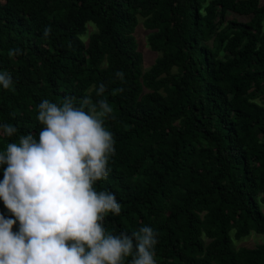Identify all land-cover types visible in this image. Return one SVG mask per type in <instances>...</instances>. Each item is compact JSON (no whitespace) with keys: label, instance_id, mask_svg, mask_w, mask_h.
<instances>
[{"label":"trees","instance_id":"1","mask_svg":"<svg viewBox=\"0 0 264 264\" xmlns=\"http://www.w3.org/2000/svg\"><path fill=\"white\" fill-rule=\"evenodd\" d=\"M140 20L160 54L147 71ZM263 21L259 0H0V73L13 81L0 86V124L18 129L0 134V152L38 140L41 101L105 99L115 155L94 187L121 204L105 230L152 227L156 264H264V243L233 246L264 234ZM0 213L11 217L2 200Z\"/></svg>","mask_w":264,"mask_h":264},{"label":"clouds","instance_id":"2","mask_svg":"<svg viewBox=\"0 0 264 264\" xmlns=\"http://www.w3.org/2000/svg\"><path fill=\"white\" fill-rule=\"evenodd\" d=\"M50 31L46 27L44 35ZM19 54L9 50V56ZM115 75L124 80L122 71ZM12 84L8 72L0 73V86ZM106 87L99 84L96 95L103 96ZM75 100L41 101L38 140L21 135L0 152V165H6L0 200L11 214L0 213V264H124L126 257L129 264H156L158 234L152 227L115 235L103 226L108 213L121 212L114 193L94 187L109 175V157L115 155L113 133L104 124L113 108L105 99L93 103L90 95ZM0 130L6 137L18 131L10 124H0Z\"/></svg>","mask_w":264,"mask_h":264},{"label":"rangeland","instance_id":"3","mask_svg":"<svg viewBox=\"0 0 264 264\" xmlns=\"http://www.w3.org/2000/svg\"><path fill=\"white\" fill-rule=\"evenodd\" d=\"M261 4H264V0H259ZM231 16L233 14H230ZM231 16L227 15L228 18H231ZM234 17H236L238 20H246L245 17L242 16H238V15H234ZM88 26V32L87 35L84 34L82 36V39L84 41H87L88 39V35L90 33H92L96 28L94 27V25H92L91 23L87 24ZM263 28H264V21H263ZM148 31L142 26V21L140 20L139 26L137 27L136 31H135V40L137 42V46H138V50L140 51L141 55H142V70L143 71H147L151 65L154 63L155 59L159 57V53L152 51L148 44H147V35H148ZM264 243V234L263 235H259V234H255V233H250L248 236H246L245 238L241 239L240 241H234V248L237 247H255L259 244H263Z\"/></svg>","mask_w":264,"mask_h":264}]
</instances>
